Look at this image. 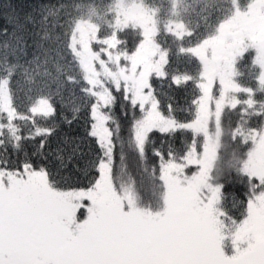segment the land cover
<instances>
[{
    "label": "snow or ice",
    "instance_id": "snow-or-ice-1",
    "mask_svg": "<svg viewBox=\"0 0 264 264\" xmlns=\"http://www.w3.org/2000/svg\"><path fill=\"white\" fill-rule=\"evenodd\" d=\"M229 3L194 43L195 30L164 25L195 74L169 71L171 48L145 0H112L103 28L94 7L86 18L79 4L0 5V264H264V0ZM129 26L141 30L131 49ZM249 49L256 87L237 79ZM50 61L56 74L40 73ZM189 85L182 106L175 93ZM228 112L237 119L225 130ZM226 135L251 147L222 170ZM129 153L149 199L127 175Z\"/></svg>",
    "mask_w": 264,
    "mask_h": 264
},
{
    "label": "trees",
    "instance_id": "trees-1",
    "mask_svg": "<svg viewBox=\"0 0 264 264\" xmlns=\"http://www.w3.org/2000/svg\"><path fill=\"white\" fill-rule=\"evenodd\" d=\"M126 2L129 7L133 5V0H126ZM145 2L148 7L155 10V19L158 21L161 29L158 39L161 40L166 47L171 48V64L169 65V71L179 70L181 72L187 71L195 74L199 68L197 60L188 55L177 54L180 42L164 31V25L169 21L180 22L183 23L187 29L195 30L196 34L191 39V42L194 43L197 38L214 32L217 24L229 14L231 9L229 0H216L214 6L212 4V0H180V3L176 6L178 14L175 15L173 14V0H145ZM9 3L16 6V10L20 12L33 11L34 9H38L42 4H79L84 6L81 11L86 18L89 8L94 7L99 15H94L91 19L94 23L101 25L102 28L104 27L105 22L112 18L111 16H105L108 6L112 3V0H0V5H6ZM2 12L3 7H0V13ZM2 23L3 20L0 18V24ZM37 30L38 29H33L29 26L30 32L35 33ZM140 31L141 30L139 28H132L129 26V29L123 33V35L127 38L129 49L133 48L140 40ZM4 39L5 37L0 36V41H3ZM38 39L39 37L36 35H30L28 37L29 45L31 46L33 41ZM189 43L190 40L185 38L183 44L188 46ZM33 51H35V49L33 47H29L27 59H31ZM0 54H2V52H0ZM254 57L255 52L252 49H249L239 58L236 65L240 73L237 79L240 83L244 85H251L252 87H256L255 77L259 74V68L253 67L252 64ZM45 67H47L53 76L56 74L51 61L47 65L42 64L38 71L43 73ZM28 87V83L23 81V78H21L20 88L26 90ZM165 90H167V84H165ZM190 90L191 85H189L187 90L177 91L175 93L176 99L180 105H186L187 101L191 97ZM236 119L237 116L234 113H226L224 120L225 130L228 129L229 123L236 121ZM253 124H255V121H253ZM224 143L225 148L221 151V159L217 163V168L227 170L230 163L235 166H239V162L245 158V154L248 152L251 145H245L243 143L230 145L227 135L224 137ZM27 147L28 150L31 151V145L29 144ZM119 163V156H117L116 164L119 165ZM57 167H59V165H57ZM126 168L127 175L131 179L135 180L138 189L143 192L145 199L151 198V181L149 176L142 171V165L137 161L134 153L128 154ZM58 175L70 183L79 182L81 185L87 183V181L84 180L83 175H76L74 171H60L58 172ZM231 190L236 191L239 198H243L239 196L242 189H239L238 186H234ZM242 210V207L238 210H234V215L238 216L239 211Z\"/></svg>",
    "mask_w": 264,
    "mask_h": 264
},
{
    "label": "rangeland",
    "instance_id": "rangeland-1",
    "mask_svg": "<svg viewBox=\"0 0 264 264\" xmlns=\"http://www.w3.org/2000/svg\"><path fill=\"white\" fill-rule=\"evenodd\" d=\"M133 6V5H132ZM84 210L83 209H81V212H83ZM78 215H80V213H78ZM83 218V216H81V219Z\"/></svg>",
    "mask_w": 264,
    "mask_h": 264
}]
</instances>
